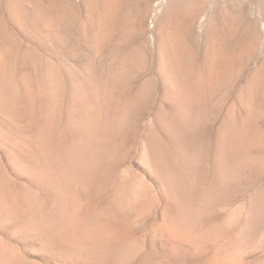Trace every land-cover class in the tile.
Returning <instances> with one entry per match:
<instances>
[{"label":"rangeland","instance_id":"1","mask_svg":"<svg viewBox=\"0 0 264 264\" xmlns=\"http://www.w3.org/2000/svg\"><path fill=\"white\" fill-rule=\"evenodd\" d=\"M0 264H264V0H0Z\"/></svg>","mask_w":264,"mask_h":264},{"label":"bare ground","instance_id":"2","mask_svg":"<svg viewBox=\"0 0 264 264\" xmlns=\"http://www.w3.org/2000/svg\"><path fill=\"white\" fill-rule=\"evenodd\" d=\"M92 2H93V1H92ZM158 2H159V1H158ZM160 2H161V1H160ZM167 5H168V4H167ZM179 5H181V4H179ZM183 5H184V4H183ZM196 6H197V5H196ZM186 7H187V6H186ZM159 9H160V8H159ZM170 10H171V9H170ZM168 11H169V10H168ZM171 11H173V10H171ZM179 11H180V10H179ZM165 12H166V11H165ZM173 12H174V11H173ZM173 12H172V15L174 14ZM192 16H193V15H192ZM193 17H194V18L197 17V13H194V16H193ZM193 17H192V18H193ZM169 19H170V18H169ZM172 26H173V25H172ZM138 27H139V26H138ZM166 28L168 29V27H166ZM173 28H174V27H173ZM167 29H166V30H167ZM213 30H214V29H213ZM181 31H182V29H181ZM167 32H168V31H167ZM185 32H186V31H185ZM207 32H208V28H207ZM209 35H210V33H209ZM151 36H152V35H151ZM211 37H212V36H211ZM180 40H181V39H180ZM180 42H181V41H180ZM178 43H179V41H178ZM181 48H182V47H181Z\"/></svg>","mask_w":264,"mask_h":264}]
</instances>
